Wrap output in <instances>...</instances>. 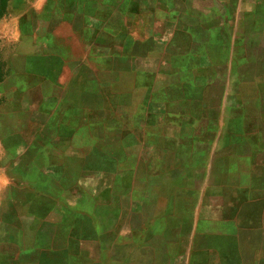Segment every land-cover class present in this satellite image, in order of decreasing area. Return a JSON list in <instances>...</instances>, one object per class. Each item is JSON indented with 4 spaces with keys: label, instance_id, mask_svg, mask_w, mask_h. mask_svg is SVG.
<instances>
[{
    "label": "rangeland",
    "instance_id": "1",
    "mask_svg": "<svg viewBox=\"0 0 264 264\" xmlns=\"http://www.w3.org/2000/svg\"><path fill=\"white\" fill-rule=\"evenodd\" d=\"M6 4L0 264H264V0Z\"/></svg>",
    "mask_w": 264,
    "mask_h": 264
},
{
    "label": "crops",
    "instance_id": "2",
    "mask_svg": "<svg viewBox=\"0 0 264 264\" xmlns=\"http://www.w3.org/2000/svg\"><path fill=\"white\" fill-rule=\"evenodd\" d=\"M219 13H221V12H219ZM238 13H239V11L238 10H235V12H233V13H231V15H232V18H233V16H234V25H236V18H237V15H238ZM219 16H220V14H219ZM258 35H260V33H258ZM249 57H248V61H249ZM248 66L249 65V62H247L246 64H245V66ZM240 84L242 85V88H248V87H250V86H253L254 84H255V86H256V88L259 90V88H261V86H262V84H264V78L262 77H258V76H253V78H251L250 76L248 77V78H245V77H243V75H241L240 76ZM242 91H244V89H242ZM240 94V93H239ZM240 97L242 96V94H240L239 95ZM258 99H260V97H261V94L260 93H257V96H256ZM244 98H246V96L244 95ZM244 107V105H243V102L241 101L240 102V108H243ZM91 111V113H92V111H97L96 109H91L90 110ZM205 111H204V109L202 108V111L200 112V113H204ZM165 113H166V119H167V121H169L170 123H172L173 124V122L175 121H177L178 123H179V126L180 125H182L183 124V121H184V117H182L181 116V119L178 117V115H176V114H174V112H168V111H165ZM164 113V114H165ZM259 114L262 116V110L261 109H259ZM181 122H182V124H181ZM245 123V122H244ZM247 123V122H246ZM245 123V124H246ZM261 123H264V117H262V118H260V120L259 119H255V127L254 128H246L245 126H244V131H243V133H242V136H239L238 138H235V139H231L230 141H232L231 142V145L232 146H235V147H237L238 149H240V147L242 148V147H246L247 145H248V143H249V141L247 140V136H250V134L252 133V132H259L261 129L259 128V126H261L260 124ZM257 135H258V133H257ZM218 140H219V138L218 139H216L215 140V142L214 143H216V142H218ZM230 144H229V146H231ZM261 145V144H260ZM229 148V147H228ZM227 149V148H226ZM254 152H257V153H264V148L262 149V147L261 146H259L258 148H255V150H254ZM215 154H216V152L215 151H213V152H211V154H210V157H209V160H211V161H213V159L215 158ZM236 156H234V158L235 159H239V160H245L246 159V157H248V156H246L245 154H242V153H240V152H237V154H235ZM232 156V154H230V153H227V156L226 157H231ZM208 160V161H209ZM227 162H228V160L226 159V161L224 162V164H227ZM193 171H195V172H201L202 170H200V166L199 167H192L191 168ZM209 174H211L212 175V173H213V167L212 168H210L209 170ZM199 172V173H200ZM203 172H204V170H203ZM222 173H223V176H225L227 173H229L228 172V168L225 166V167H223V169H222ZM216 174V173H215ZM191 179V177L189 178V180ZM192 180V179H191ZM251 185H253V183L251 184ZM252 200V199H251ZM260 201H258V200H254V201H252V203H259ZM251 204V203H250ZM150 206V203H148V207ZM234 210H236V208L234 209ZM232 221L233 220V218H231V219H226V221ZM237 220V219H236ZM184 226L186 227L187 226V224L185 223L184 224Z\"/></svg>",
    "mask_w": 264,
    "mask_h": 264
},
{
    "label": "trees",
    "instance_id": "3",
    "mask_svg": "<svg viewBox=\"0 0 264 264\" xmlns=\"http://www.w3.org/2000/svg\"><path fill=\"white\" fill-rule=\"evenodd\" d=\"M7 0H1L0 2V18L6 13Z\"/></svg>",
    "mask_w": 264,
    "mask_h": 264
}]
</instances>
